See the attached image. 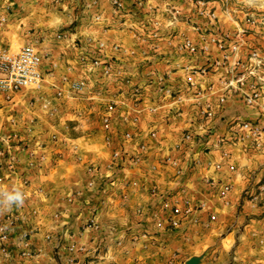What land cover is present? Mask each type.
<instances>
[{"label": "crops", "instance_id": "0c3cea01", "mask_svg": "<svg viewBox=\"0 0 264 264\" xmlns=\"http://www.w3.org/2000/svg\"><path fill=\"white\" fill-rule=\"evenodd\" d=\"M119 1L118 25L95 36L104 42V46L98 48L100 53L96 54L101 55L104 51L105 56L114 53L119 57L120 77L128 75V82L138 83L141 88L134 94L136 103L129 104V99H125L124 90L129 86L123 85L122 81H116V84H122V89L114 93L110 87L92 89L95 76L90 71L91 64L79 59L76 52L71 56H57L55 45L51 43L52 52H45L42 62L46 79L41 86V95L35 101L42 106L28 105L29 96L21 90L11 96L0 94V133H4L0 138L3 150L0 155V189L11 190L18 186L26 197L21 207L14 206L10 212L0 215V233H4L6 244L5 255L0 253V264H16L17 257L27 256L30 264H147L152 250L150 240L143 238L136 229L141 226L150 228L148 218L139 213V208L143 212L153 210L161 198L148 192L151 183L171 194V200L188 198L194 208L184 234H193L199 230L206 212L211 211L210 196L219 195L221 184L235 181L226 163H221L220 147L213 142V135L208 140L210 150L204 154L199 151L201 143L192 145L180 136L184 129L199 133L208 128L216 130L219 126V114L212 112L213 107L208 110V116L201 113L202 100L214 99L215 92L209 86L204 91L203 78L197 75L195 68L197 52L183 47L187 33L176 24L183 18L182 13L196 15L195 10L188 8L191 2ZM144 17L152 26L140 25ZM156 18L161 22L169 20L172 25L154 26ZM127 20L132 27L125 26ZM187 32L196 38V28ZM141 36H147L146 40ZM59 37L64 40V36ZM69 40L65 37V41ZM63 45L67 47L68 42ZM100 58L103 61L102 55ZM131 64L134 66L129 69L127 65ZM64 77L83 81V95H72L75 93L68 89ZM58 90L62 95L57 99L53 95ZM113 98L117 104L105 105L99 112L106 107L115 120L122 116L136 117V122L129 128L135 129L134 136L143 140L144 147L136 166L125 162L124 167L110 173L106 168L110 146L105 142V133L92 121L91 109L80 112L79 104L85 105L92 100L94 107L98 108L99 104L109 103ZM58 100L63 102L60 107L47 108ZM66 117L82 118V127H89V130L66 137L67 142L50 140V133L57 131ZM30 122H35V134L26 138V126ZM120 124L128 127V124ZM151 131L153 136L149 135ZM200 140L205 144L204 139ZM136 143L128 144L129 151L139 150ZM175 155L176 171L170 159L164 160L166 156ZM196 156L200 158L199 163L190 165L189 159ZM88 163L100 167V178L93 190L87 187ZM240 175L247 183L262 174L261 170H251L246 176ZM209 177L217 179V186L212 187L204 181ZM134 180L135 185L132 184ZM90 218L93 223L85 226ZM24 230L30 232L26 246L22 244ZM43 235H49L50 239L44 240ZM179 235L183 238L181 231ZM70 243L81 249L69 252L67 245ZM32 251L36 253L32 254ZM111 258L122 262H108Z\"/></svg>", "mask_w": 264, "mask_h": 264}, {"label": "rangeland", "instance_id": "374dc122", "mask_svg": "<svg viewBox=\"0 0 264 264\" xmlns=\"http://www.w3.org/2000/svg\"><path fill=\"white\" fill-rule=\"evenodd\" d=\"M116 1L114 3L113 0H0V46L16 50L24 43H31L45 54L47 51L50 53L51 43L55 45V53L59 57L71 56L76 52L79 59L83 58L93 67L90 70L95 76L91 82L92 89L104 90L110 87L114 93L122 89V84L119 82L116 84V81H122L123 85L129 86L124 90L125 99H129V104H134L137 102L134 94L141 88L138 83H129L128 75L122 74L120 77L119 57L114 53L105 56L103 51L101 54L103 61H100L101 55L96 54L100 53L98 44L103 41L95 36L104 29L118 25L120 1ZM188 2L192 4L188 8H191V11L195 10L196 15L193 17L188 13H182L180 15L183 18L176 24H180L181 30L187 33L183 41L189 40L196 47L195 68L197 75L203 78L204 91L211 87L215 92L214 99L202 100L201 113L208 116V110L213 107L212 112L219 114V126L216 130L208 128L199 133L184 129L180 136L183 141L192 145L201 143L199 151L204 154L210 150L208 140L213 135V142L220 147L221 163L225 162L227 169L228 164L233 165V169L228 170L235 176V181L228 182L229 190L226 195L210 196L208 203H211V211L206 212L199 230L193 234H184L190 220L189 214L183 217L175 216L179 218V222L175 226L168 225L165 221L168 212L161 210L160 202L157 204L159 208L156 205L153 210L147 209L143 212L139 208V213L148 218L150 228L141 226L136 230L143 238L150 240L148 243L151 244L149 248L152 250L148 255L147 264H187L191 258L194 264H264V0H188ZM155 21L154 26L172 25L169 20L161 22L160 18H156ZM150 23L151 21L144 17L140 25L152 26ZM125 26L130 28L133 25L127 20ZM193 26L196 28V38L187 32L195 31ZM58 36H64V40L61 41ZM65 37L70 40L65 41ZM141 37H144L145 41L147 36ZM64 42H68L67 47L63 45ZM127 66L130 69L134 65ZM108 67L109 70L106 72ZM42 88L21 89L29 96L28 105L34 107L33 103L40 97ZM74 93L72 95L76 96L83 95L84 92ZM61 95L55 92L53 97L58 99ZM91 101L88 100L85 105L80 103V112L86 108L91 109L92 121L104 131L105 142L108 133L112 136V142L106 143L110 146L106 168L110 173H114L117 168L124 167L125 162L130 163V166H136L139 162L125 160L109 167L111 150L119 145L124 131H131L133 136V139L125 144L127 152L138 153L128 149L129 143L143 141L140 138L137 140L134 136L135 129L129 128L132 125L130 122L132 117H128L124 122L123 116L120 120H115V117L107 112L109 108L105 107L103 112H99L105 105H116L117 101L114 98L110 99L109 103L99 104L98 108L94 107L95 102ZM60 104L63 102H55L49 107L47 104L43 106L53 109L60 107ZM40 105V102L35 103V107ZM107 115L111 120V132L103 129V119ZM245 122H250L257 129L244 128ZM120 123L128 124V127L121 126ZM82 124V118L66 117L58 130L51 132L48 138L67 142L66 137L78 136L89 130V127H82ZM26 127L25 137L33 136L35 122H30ZM3 135L4 133H0V138ZM200 138L204 139L205 144ZM232 141L235 144H232ZM139 154L142 158V153ZM176 157L177 155L171 156V159L176 160ZM199 161L200 158L197 156L189 159L192 166ZM88 165L94 164L88 163L86 166ZM94 166L100 168L98 165ZM174 167L176 171L177 164H174ZM251 170H261L262 175L255 181L252 179L244 183L240 173L246 176ZM153 184L156 185L153 182L147 187L149 193ZM160 219L161 223H158ZM90 220L91 218L84 225L87 226ZM142 220L143 217L140 221ZM123 230L131 231L130 228ZM180 231L183 238H179ZM24 232L29 239L30 232L27 230ZM185 237L190 238L187 240ZM43 239L48 241L50 237L46 239L43 235ZM4 246L6 248L5 242ZM19 254H22V251ZM17 258L16 264H30L27 261L28 256ZM107 261L122 262L114 258Z\"/></svg>", "mask_w": 264, "mask_h": 264}, {"label": "built area", "instance_id": "2783aa9c", "mask_svg": "<svg viewBox=\"0 0 264 264\" xmlns=\"http://www.w3.org/2000/svg\"><path fill=\"white\" fill-rule=\"evenodd\" d=\"M116 3V0H113ZM183 47L193 52L196 50V47L191 43L189 40H184L182 43ZM99 48L104 46L103 42H99ZM44 54L36 48L31 43H24L20 45L16 50H10L6 47L0 46V94L4 96H11V94L15 91L24 89V88H34L39 89L43 85L46 79V70L42 68ZM110 67V66H109ZM109 67L106 68V72L109 70ZM63 81L67 83L68 89L73 92H79L83 88L84 82L80 80H67L65 77ZM58 95H61L59 90L57 91ZM122 119L124 122L128 120L127 116H123ZM130 122L134 124L136 122V117H132ZM244 128L248 129H257L255 125H251L250 122H245L243 124ZM103 129L111 132L112 125L110 116L107 115L103 119ZM150 136L154 135V132L151 131L149 133ZM133 139L131 131H124L121 134V140L117 147L112 148L110 153V163L109 167L116 166L117 162L130 160L132 163L139 162L141 159V153L144 144L137 143L139 148L138 153L130 154L127 152L125 148L126 142H129ZM112 142V136L108 133L106 136V143L110 144ZM74 150V148H73ZM2 154V150L0 149V155ZM224 155V153H223ZM171 163L176 164V160L171 159L169 156H166V161L169 160ZM228 169L232 170L233 165L228 164ZM99 168L94 165L86 166V173L88 175L87 179V187L89 189H94L96 187V183L100 178ZM207 182L210 186L215 187L217 186V181H215L212 177L207 179ZM132 184H137L136 181H132ZM229 190V184L223 183L218 187L219 194L224 196ZM150 193L155 196H160V208L164 212H168L165 221L168 225L175 226L179 222V218H175V216L183 217L190 214L192 205L189 203L188 198H181V199H172V195L169 193H164L163 190L159 189V186L153 184L150 188ZM159 220L158 223H161ZM164 220V219H163ZM93 223L92 219L88 223L91 225ZM50 236H45L48 239ZM4 233H0V252L3 254L5 253V246H4ZM22 242L23 245L26 246L28 243V239L26 237V232L22 233ZM79 246H76L74 243H70L67 245V250L69 252L80 250Z\"/></svg>", "mask_w": 264, "mask_h": 264}, {"label": "clouds", "instance_id": "9594fccd", "mask_svg": "<svg viewBox=\"0 0 264 264\" xmlns=\"http://www.w3.org/2000/svg\"><path fill=\"white\" fill-rule=\"evenodd\" d=\"M25 193L18 186L11 190L0 189V215L10 212L13 207H21L25 202Z\"/></svg>", "mask_w": 264, "mask_h": 264}, {"label": "water", "instance_id": "95a60500", "mask_svg": "<svg viewBox=\"0 0 264 264\" xmlns=\"http://www.w3.org/2000/svg\"><path fill=\"white\" fill-rule=\"evenodd\" d=\"M187 264H194V260L191 258L188 260Z\"/></svg>", "mask_w": 264, "mask_h": 264}]
</instances>
